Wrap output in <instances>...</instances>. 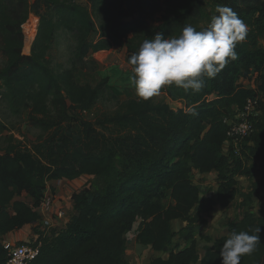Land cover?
Segmentation results:
<instances>
[{
    "label": "trees",
    "instance_id": "16d2710c",
    "mask_svg": "<svg viewBox=\"0 0 264 264\" xmlns=\"http://www.w3.org/2000/svg\"><path fill=\"white\" fill-rule=\"evenodd\" d=\"M217 5L238 14L246 38L236 45L237 59L215 78L202 77L199 92L162 87L160 92L183 100L185 107L151 98L122 101L108 78L96 85L77 80L78 71L94 62L90 54L122 46L129 62L143 40L158 32L171 38L187 25L206 29L218 15ZM32 13L40 20L31 53L25 54L23 25ZM64 34L75 47L70 65L57 73L47 57ZM0 60V104L41 131L28 145L0 117V134L11 131L0 148V264H8L5 236L31 224L39 253L28 264H128L127 234L138 220L137 243L170 253L151 264H221L220 250L233 232L264 228V214L250 207L252 191L242 193L237 179L260 172L264 186V0H0ZM253 70L255 88L241 82ZM102 98L116 100L115 108L87 118ZM251 98H258L254 131L238 150L232 145L225 152L231 122ZM194 170L217 173L215 196L193 181ZM83 175L95 180L74 194L76 214L60 229L41 230L37 207L48 183ZM24 194L33 204L18 198ZM241 194L246 209L200 260V213L216 203L228 208ZM175 219L186 222L181 249L171 248ZM259 235L256 250L240 264H264V232Z\"/></svg>",
    "mask_w": 264,
    "mask_h": 264
},
{
    "label": "rangeland",
    "instance_id": "374dc122",
    "mask_svg": "<svg viewBox=\"0 0 264 264\" xmlns=\"http://www.w3.org/2000/svg\"><path fill=\"white\" fill-rule=\"evenodd\" d=\"M33 2L34 0H30ZM80 2L85 3L86 0H79ZM44 12V11H43ZM39 16L32 13L29 17L28 23L29 25L24 30L25 35V47L23 52L25 54L31 53V48L36 37L38 25H39ZM157 24V23H154ZM35 28V29H34ZM31 35V36H30ZM33 35V36H32ZM32 37L33 40L30 38ZM29 38V39H27ZM27 39V40H26ZM75 47V41L72 37L68 35H61L58 41L57 46L53 51L48 55L49 62L55 72L60 73L64 67L70 65L69 60L72 56V51ZM88 59H93L94 62H89L86 64L85 67L81 68L77 73V80L82 83H89L92 85H96L99 81L104 78H108V86L115 90L118 93L117 97L124 101L129 98H136L141 99L136 95L135 92V85L132 82V66L127 61V48L122 46H115L109 50H101L96 53L90 54ZM2 64V60H0V65ZM256 79H257V72L252 71L251 74L247 77L241 78V82L245 86H251L252 88L256 87ZM154 101H166L168 102L172 108L179 109L185 107V102L181 99L173 100L171 99L166 93L159 92L158 95L152 97ZM116 100H112L109 98H102L97 103L96 107L94 108L91 114H88L87 118H93L97 113H103L106 111H111L115 108ZM0 117L2 121L11 128V131L14 132L17 138L23 140L28 145L36 142L38 140L41 131L37 128L31 127L27 124L25 118L19 117L16 115L10 114L3 105L0 104ZM10 131V132H11ZM8 130L3 131L0 134V148L2 145V136L10 133ZM256 175L246 176L245 178L239 179L240 184L242 185V193H249L252 191V203L250 207L254 210V212L258 215L264 214V195H260L253 191L254 186L258 184L254 189L258 188L260 190L261 185L259 184L260 179ZM192 179L196 184L201 186L208 187V194H212L210 192L212 190L213 184L216 182L215 178L212 182V185H208V178L202 177L196 170L193 171ZM94 176L83 175L78 179H63L61 182H53L50 183L46 195L44 199L37 207L39 212L41 213V219L39 221V226L41 230H44L45 227L51 226V228H62L64 227L71 218L76 214V210L74 208V199L73 195L75 193H79L84 188H88L94 182ZM210 183V182H209ZM248 184V185H247ZM247 185V187H246ZM245 186V187H244ZM207 190V188H206ZM205 190V191H206ZM264 192V190H263ZM209 196V195H208ZM20 199L27 201L30 204H33V200L26 194L22 195ZM244 196L241 194L237 197L234 202L225 210L219 208H213L210 212H201L200 217L201 221L197 223L199 231L203 235L210 234L217 236L216 234L222 233V228H225V224L229 226L230 221L237 217V215L241 214L242 207L246 209V206H242L244 202ZM60 211H65V216L62 217L58 216ZM214 218V220L212 219ZM222 218L225 220L222 222ZM210 219L214 223H209ZM203 224V225H202ZM210 224V227H209ZM135 226L134 224L133 229L127 234L128 244L127 250L125 253V259L127 260L128 264H151L152 260L156 258L159 252L154 251L150 246H143L135 240L134 231ZM202 226L204 227L202 230ZM35 225H32V231L34 233V237L32 238V233L30 227H28L27 234L25 235L28 238L29 242L32 243L36 238L37 234L35 232ZM215 233V234H214ZM36 234V235H35ZM201 234L200 236L201 238ZM180 235V232H179ZM197 236V237H198ZM177 235L174 237V242L172 245V249L181 248L182 244L186 242L181 238L180 241L175 242L177 240ZM5 243L9 246H13L22 242H14L12 240L5 241ZM203 243V240L201 241ZM200 243V245H201ZM184 244V245H185ZM183 245V246H184ZM198 246V245H197ZM165 255L168 252H163ZM196 264V263H195Z\"/></svg>",
    "mask_w": 264,
    "mask_h": 264
},
{
    "label": "clouds",
    "instance_id": "9594fccd",
    "mask_svg": "<svg viewBox=\"0 0 264 264\" xmlns=\"http://www.w3.org/2000/svg\"><path fill=\"white\" fill-rule=\"evenodd\" d=\"M216 12L202 31L187 25L178 37L166 38L158 32L143 40L129 60L139 98L147 101L171 85L199 92L204 86L202 77L215 78L229 60L237 59L235 48L246 38L247 26L228 6L217 5ZM253 231L233 232L226 239L220 250L221 264H240L243 256L256 250L264 228L257 226Z\"/></svg>",
    "mask_w": 264,
    "mask_h": 264
},
{
    "label": "built area",
    "instance_id": "2783aa9c",
    "mask_svg": "<svg viewBox=\"0 0 264 264\" xmlns=\"http://www.w3.org/2000/svg\"><path fill=\"white\" fill-rule=\"evenodd\" d=\"M258 98H251L248 100L243 110H240L236 115V120L231 122V127L228 131V140L225 145L229 148L234 146L239 149V144L245 137L249 136L254 131V124L252 115L257 112ZM65 216V211L58 213L59 217ZM45 228H51L45 227ZM8 252V264H28L35 259L39 253V247L34 246L32 243H19L13 246H9Z\"/></svg>",
    "mask_w": 264,
    "mask_h": 264
},
{
    "label": "crops",
    "instance_id": "0c3cea01",
    "mask_svg": "<svg viewBox=\"0 0 264 264\" xmlns=\"http://www.w3.org/2000/svg\"><path fill=\"white\" fill-rule=\"evenodd\" d=\"M249 87H251V86H249ZM224 148H225V152H228V147L225 145L224 146ZM259 162V161H258ZM196 172H198L202 177H207L208 178V185H212V182H213V180H214V178L216 179L215 181V183L213 184V187H212V190L210 191V192H213V195L212 194H208L209 196H215V194H216V192H217V190H218V187H219V183H218V181H217V173L216 172H210V173H201V172H199V171H197L196 170ZM256 174H258L257 176L259 177V179H260V181H261V174H260V172H257V173H255V175ZM82 177V176H81ZM246 176H243V175H240V176H238L237 177V179H238V181H239V179H241V178H245ZM80 178V177H79ZM65 179V178H64ZM76 179H78V178H76ZM63 179H59V180H52V181H50L49 183H48V187H49V185H50V183L52 184L53 182L55 183V182H57V181H62ZM259 181V182H260ZM210 182V183H209ZM210 185V186H211ZM248 185V184H247ZM247 185H246V187H247ZM245 187V186H244ZM205 188H208L207 186L205 187ZM239 188L242 190V185L240 184V182H239ZM48 189V188H47ZM263 190H264V186H261L260 187V195H264V192H263ZM47 191V190H46ZM46 193V192H45ZM46 195V194H45ZM74 196V195H73ZM239 197V196H238ZM18 198H20V197H18ZM44 199V198H43ZM215 208H219V209H222V210H225V208L223 207V206H221L219 203H216L215 204V206H214V209ZM41 214V213H40ZM213 220H214V218H212ZM225 219L224 218H222V222L224 221ZM209 223H214V222H212L211 221V219H210V222ZM135 224H137V227L135 226V228H134V231L136 232L137 230H138V227H139V224H140V220H138ZM203 225V224H202ZM184 226H186V222H184V221H182V220H180V219H175V220H173L172 221V227H173V230L177 233V240H175V242H177V241H180V235H179V232H180V230L184 227ZM28 227H30V230H31V233H32V238L34 237V233H33V231H32V224L31 225H25L24 227H22L21 229H19V230H16V231H13V232H10L9 234H7L6 236H5V241H9V240H12V241H14V242H22V243H26V242H29L28 240V238H26V234H27V230H28ZM209 227H210V224H209ZM203 226H202V230H203ZM222 230V233L221 234H216L217 236H214V235H211V233L210 234H207V236H210L211 238H213V241L212 242H208V241H206L204 238H202V239H200V236H198L197 237V248H198V252H199V254H200V260L204 257V255H205V249H206V247L207 246H212L213 245V242H214V240H216V239H218V238H220V237H222V236H228L230 233H229V226H228V224L226 225L225 224V228H222L221 229ZM136 234H137V232H136ZM136 234H135V240H136ZM215 234V233H214ZM36 235V234H35ZM203 240V243H201V241ZM200 243H201V245H200ZM185 243H183L182 244V246H181V248H183L185 245H184ZM142 245V244H141ZM184 245V246H183ZM143 246H145V245H143ZM146 247V246H145ZM181 248H179V249H181ZM155 251V250H154ZM156 252H158V251H156ZM169 252H168V254L167 255H165V253H163V252H159V254H158V256H161V257H163L164 259H167L168 257H169ZM157 256V257H158ZM196 264H200V261L199 262H197Z\"/></svg>",
    "mask_w": 264,
    "mask_h": 264
},
{
    "label": "bare ground",
    "instance_id": "6f19581e",
    "mask_svg": "<svg viewBox=\"0 0 264 264\" xmlns=\"http://www.w3.org/2000/svg\"><path fill=\"white\" fill-rule=\"evenodd\" d=\"M29 25V23H28V21L23 25V31L27 28V26ZM35 29V28H34ZM31 36V35H30ZM33 36V35H32ZM27 39H29V38H27ZM26 39V40H27ZM31 40H33L32 39V37L30 38Z\"/></svg>",
    "mask_w": 264,
    "mask_h": 264
},
{
    "label": "water",
    "instance_id": "95a60500",
    "mask_svg": "<svg viewBox=\"0 0 264 264\" xmlns=\"http://www.w3.org/2000/svg\"><path fill=\"white\" fill-rule=\"evenodd\" d=\"M201 190H202V191H205V190H206L205 186H202V187H201Z\"/></svg>",
    "mask_w": 264,
    "mask_h": 264
}]
</instances>
